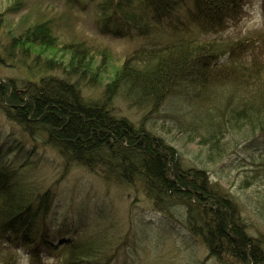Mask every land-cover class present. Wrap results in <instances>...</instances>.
<instances>
[{
  "label": "trees",
  "instance_id": "trees-1",
  "mask_svg": "<svg viewBox=\"0 0 264 264\" xmlns=\"http://www.w3.org/2000/svg\"><path fill=\"white\" fill-rule=\"evenodd\" d=\"M249 1L103 0L102 33L145 41L114 71L99 99H87L83 90L107 70V49L61 44L50 21L10 32L8 54L35 53L42 69L52 71L64 67L59 54L66 53L68 72L20 82L0 77V112L59 152L62 179L83 167L107 184L135 187L172 224L181 208L180 222L208 249L206 258L264 264V235L249 233L234 195L210 178L206 165H185L179 149L149 125L166 102L183 96L187 103H180L189 111L184 121L192 138L208 146L210 160L227 152L230 142L261 150L245 185L263 188L259 213L264 220V28L232 42L212 39L241 22ZM261 5L264 13V0ZM3 19L0 14V27ZM95 56L103 57L98 65ZM124 87L130 107L145 111L138 122L114 111ZM8 143L0 134V264H20V252L27 264H121L125 243L106 221L107 212L83 207L70 228L59 222L56 185L30 179L17 164V147Z\"/></svg>",
  "mask_w": 264,
  "mask_h": 264
},
{
  "label": "rangeland",
  "instance_id": "rangeland-1",
  "mask_svg": "<svg viewBox=\"0 0 264 264\" xmlns=\"http://www.w3.org/2000/svg\"><path fill=\"white\" fill-rule=\"evenodd\" d=\"M102 1L0 0V14L4 16L0 27L1 80L13 78L20 82L32 76L37 77L36 79L46 75L65 77L68 70L64 67L69 59L66 53L59 54L64 67L44 71L42 64L36 62L35 53L25 58L20 54L11 56L5 49L10 41V32L19 33L36 22L50 21L61 44L84 42L98 51L107 49L110 53L105 59L108 63H105L107 70L105 68L103 71H106H102L101 80L88 85L83 92L87 99L101 98L105 83L113 77L114 71L145 41L141 38L130 39L102 33L99 9ZM263 28L264 13L261 0H250L241 22L238 25L232 23L226 33L214 35L212 39L221 43L232 42L242 35ZM53 53L55 52L51 51L49 54ZM95 58L97 65L103 60L102 56ZM125 92L126 87L122 88L115 98L114 111L119 116H126L138 122L145 111L131 108L124 97ZM181 100L187 103L183 96L166 102L159 112L152 115L150 128L179 149L185 165H206L210 178L234 195L249 233L256 237L264 235V220L259 213V199L263 188L257 183L248 188L245 185L246 180L254 175L256 163L261 160V150L248 149V143L236 145L230 142L226 148L227 152H223L222 156L215 155L214 159L210 160L211 151L208 146L201 144L199 138H192L193 131L184 121L189 112L185 107L187 104L183 102L181 105ZM0 134L8 139V145L17 147V164L23 165L22 169L28 172L30 179L45 187L56 185L54 213L59 222L70 228L77 216V210L83 207L89 209V213L97 206H100V213L102 209L107 212L104 213L109 216L106 221L114 223L113 232L120 242L125 243L119 260L121 264H219L214 258H206L208 249L186 232L183 222H180L183 218L181 208L174 212L177 221L172 224L163 213L155 210L148 197L135 187L107 184L98 175L83 167H74L62 179L63 158L59 152L50 146H44L40 138H30L1 112ZM142 229H146V235L142 233ZM18 258L21 264L28 261L23 252L19 253Z\"/></svg>",
  "mask_w": 264,
  "mask_h": 264
},
{
  "label": "bare ground",
  "instance_id": "bare-ground-1",
  "mask_svg": "<svg viewBox=\"0 0 264 264\" xmlns=\"http://www.w3.org/2000/svg\"><path fill=\"white\" fill-rule=\"evenodd\" d=\"M235 24V23H234ZM231 25H232V23H231ZM83 92H84V90H83ZM84 95V94H83Z\"/></svg>",
  "mask_w": 264,
  "mask_h": 264
}]
</instances>
